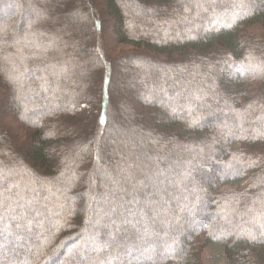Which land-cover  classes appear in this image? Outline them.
<instances>
[{"label":"trees","instance_id":"16d2710c","mask_svg":"<svg viewBox=\"0 0 264 264\" xmlns=\"http://www.w3.org/2000/svg\"><path fill=\"white\" fill-rule=\"evenodd\" d=\"M0 264H264V0H0Z\"/></svg>","mask_w":264,"mask_h":264},{"label":"rangeland","instance_id":"374dc122","mask_svg":"<svg viewBox=\"0 0 264 264\" xmlns=\"http://www.w3.org/2000/svg\"><path fill=\"white\" fill-rule=\"evenodd\" d=\"M124 46H125L126 48H128L127 45H124ZM121 48H122V47H121Z\"/></svg>","mask_w":264,"mask_h":264},{"label":"snow or ice","instance_id":"6c2138e0","mask_svg":"<svg viewBox=\"0 0 264 264\" xmlns=\"http://www.w3.org/2000/svg\"><path fill=\"white\" fill-rule=\"evenodd\" d=\"M101 123H103V119H101Z\"/></svg>","mask_w":264,"mask_h":264}]
</instances>
